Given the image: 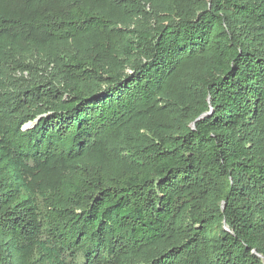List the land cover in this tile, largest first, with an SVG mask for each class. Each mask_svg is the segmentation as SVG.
<instances>
[{"label":"trees","instance_id":"16d2710c","mask_svg":"<svg viewBox=\"0 0 264 264\" xmlns=\"http://www.w3.org/2000/svg\"><path fill=\"white\" fill-rule=\"evenodd\" d=\"M5 55L0 264H264V0H0Z\"/></svg>","mask_w":264,"mask_h":264},{"label":"rangeland","instance_id":"374dc122","mask_svg":"<svg viewBox=\"0 0 264 264\" xmlns=\"http://www.w3.org/2000/svg\"><path fill=\"white\" fill-rule=\"evenodd\" d=\"M150 9V4L145 2L143 6V13L140 12L141 14H137L135 16L134 24L131 25V28L137 26L145 27L154 24V22H152L151 20V17L149 16L151 14L149 12ZM16 62L30 63L31 65H33V71L30 73L27 70L21 71L14 69ZM53 70V63L45 64L39 57H36L34 55H21L17 57L5 55V57H3L0 62V75L6 81L7 86H13L26 80H32L34 79L35 75L47 77L51 75ZM28 125L29 123L23 125V128Z\"/></svg>","mask_w":264,"mask_h":264}]
</instances>
